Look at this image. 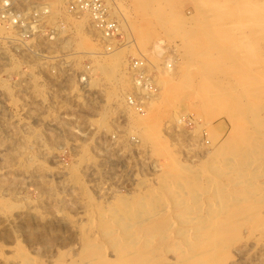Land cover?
Instances as JSON below:
<instances>
[{"label": "rangeland", "instance_id": "374dc122", "mask_svg": "<svg viewBox=\"0 0 264 264\" xmlns=\"http://www.w3.org/2000/svg\"><path fill=\"white\" fill-rule=\"evenodd\" d=\"M103 1L0 25V264H264V0Z\"/></svg>", "mask_w": 264, "mask_h": 264}, {"label": "built area", "instance_id": "2783aa9c", "mask_svg": "<svg viewBox=\"0 0 264 264\" xmlns=\"http://www.w3.org/2000/svg\"><path fill=\"white\" fill-rule=\"evenodd\" d=\"M66 8L74 15H89L92 25L100 32L105 41H112L118 35L119 25L111 16L109 8L103 0H66ZM37 9L41 8L38 6ZM23 12L24 10L19 7L17 0H0V25L6 28H17L21 37L26 36L29 33L27 27L32 26L36 19L34 21L26 20ZM34 17L36 18L37 15L34 14ZM109 46L110 44H108Z\"/></svg>", "mask_w": 264, "mask_h": 264}, {"label": "bare ground", "instance_id": "6f19581e", "mask_svg": "<svg viewBox=\"0 0 264 264\" xmlns=\"http://www.w3.org/2000/svg\"><path fill=\"white\" fill-rule=\"evenodd\" d=\"M23 2V1H22ZM35 3V2H34ZM25 4V3H24ZM19 5V4H18ZM69 12V11H68ZM32 13V12H31ZM26 15H28V14H26ZM77 16V15H76ZM119 24V23H118ZM79 25H81V24H79ZM42 26V25H41ZM44 26V25H43ZM78 26V25H77ZM92 26V25H91ZM2 27V26H1ZM0 27V28H1ZM40 27V26H39ZM10 28V27H9ZM37 28V27H36ZM92 28H93V26H92ZM2 29H3V27H2ZM8 29V28H7ZM94 29V28H93ZM120 29V28H119ZM41 30V29H40ZM2 31V30H1ZM17 31H18V29H17ZM3 32V31H2ZM2 32H0V33H2ZM7 32V31H6ZM15 33V32H14ZM79 33V32H78ZM17 34V33H16ZM41 34V33H40ZM79 35V34H78ZM7 36V35H6ZM16 36V35H15ZM15 36L12 34V35H9V36H7L8 38H7V40H8V42H10L9 40H15V39H17V38H15ZM101 36V35H100ZM29 37V36H28ZM4 38V37H3ZM6 38V37H5ZM4 38V39H5ZM60 39V38H59ZM101 39H102V36H101ZM19 40H21L20 38H19ZM18 40V41H19ZM37 40V39H36ZM58 40V39H57ZM6 41V40H5ZM41 41V40H40ZM104 41V40H103ZM109 42L111 41V40H108ZM218 41V40H217ZM4 42V41H3ZM7 42V41H6ZM5 42V43H6ZM7 42V43H8ZM1 43V42H0ZM107 43V42H106ZM24 44V43H23ZM34 43H32V45H33ZM109 44V43H108ZM107 44V45H108ZM104 46V45H103ZM106 46V45H105ZM104 46V47H105ZM36 47V46H35ZM111 45H110V47L108 48H106V49H108L110 52H106V55H107V57L108 56H110L111 57V59H110V61H111V63H108V64H111V65H109V67H110V69H109V67L107 66L106 68L107 69H109V70H105L106 72H105V76L106 77H109L111 74H113L114 72H112L113 71V69H114V67L117 65V63H116V59L117 58H115L114 57V53H116V51H113L112 49H111ZM155 47H159V45L157 44ZM17 48V47H16ZM21 49V48H20ZM29 49V48H28ZM27 49V50H28ZM90 49V48H89ZM91 50V49H90ZM34 51V50H33ZM86 52V51H85ZM93 52V51H92ZM97 52V51H96ZM35 53V52H34ZM98 53H100V52H98ZM191 54V53H190ZM2 55V54H1ZM99 55V54H98ZM103 55V54H102ZM20 56H22V55H20ZM4 57V56H3ZM10 57V56H9ZM13 57V56H12ZM25 57V56H24ZM27 57V56H26ZM5 58H6V56H5ZM50 58V57H49ZM95 58H96V56H95ZM22 59V58H21ZM2 60V58L0 57V61ZM4 60H6V59H4ZM19 60V59H18ZM26 60V59H25ZM33 60V59H32ZM66 60V59H65ZM96 60V59H95ZM3 63H5V62H3ZM7 63V62H6ZM19 63V62H18ZM24 63V62H23ZM32 65V64H31ZM103 65V64H102ZM100 66V65H99ZM53 67V66H52ZM97 67V66H96ZM113 67V68H112ZM56 68V67H55ZM94 68V67H93ZM98 68V67H97ZM102 68V67H101ZM100 69V68H99ZM91 70V69H90ZM98 70V69H97ZM92 71V70H91ZM101 71V70H100ZM114 71H115V69H114ZM94 72V71H93ZM2 73V72H1ZM84 73V72H83ZM90 73H92V72H90ZM85 74V73H84ZM87 74V73H86ZM88 75V74H87ZM91 75V74H90ZM107 75H109V76H107ZM71 78V77H70ZM89 78V77H88ZM137 78V77H136ZM84 79H86V78H84ZM112 79H113V77H112ZM131 79H132V77H131ZM134 79V78H133ZM80 80H82L81 78H80ZM90 80V79H89ZM88 80V81H89ZM94 80V79H93ZM135 80V79H134ZM148 80H150V79H148ZM2 81V80H1ZM69 81V80H68ZM78 81H79V79H78ZM86 81V80H85ZM139 81V80H138ZM83 82V81H82ZM143 82V81H142ZM148 82V81H147ZM90 82H88V84H89ZM134 84H136L135 82H134ZM144 84H146V83H144ZM143 84V85H144ZM82 85V84H81ZM80 85V86H81ZM87 85V84H86ZM85 84H84V86H86ZM135 86V85H134ZM139 86V85H138ZM138 86H137V88H138ZM145 86V85H144ZM69 87V86H68ZM8 88V87H7ZM9 89V88H8ZM136 89V88H135ZM145 89V88H144ZM139 91V90H138ZM135 97V96H134ZM130 98V97H129ZM137 98V97H136ZM129 100V99H128ZM132 100V99H131ZM137 100H140V99H137ZM127 102V101H126ZM131 102V101H130ZM136 102V101H135ZM137 103V102H136ZM142 104V103H141ZM128 105V104H127ZM133 107L135 106L134 104L132 105ZM144 106V105H143ZM130 107V106H129ZM141 109V108H140ZM142 110V109H141ZM142 112H144V110L142 111ZM139 117V116H138ZM79 120V119H78ZM142 121V120H141ZM151 121V120H150ZM143 123H145V122H143ZM151 124V123H150ZM145 125V124H144ZM143 126V125H142ZM148 127V126H147ZM148 129V128H147ZM146 130V129H145ZM150 130V129H149ZM260 147V146H259ZM254 149V148H253ZM207 153H209V152H207ZM211 153H214L213 152V150H212V152ZM225 159V158H224ZM243 161V160H242ZM215 162V161H214ZM224 167V166H223ZM211 168V167H210ZM239 181V180H238ZM178 189H179V186H178ZM218 194V193H217ZM120 198H121V196H120ZM198 201V200H197ZM176 202V201H175ZM124 205V204H123ZM194 208V207H193ZM128 211H129V209H128ZM130 212V211H129ZM110 215V214H109ZM120 218V217H119ZM124 218V217H123ZM142 218V217H141ZM121 219H122V217H121ZM178 220V219H177ZM118 221V220H117ZM121 221V220H120ZM183 221V220H182ZM197 221V220H196ZM175 222H177V221H175ZM185 222V221H184ZM115 223V222H114ZM123 224V223H122ZM185 224V223H184ZM138 226V225H137ZM122 227V226H121ZM121 227H120V229L119 230H121ZM126 228V227H125ZM124 227H123V229H125ZM131 228V227H130ZM127 229V228H126ZM128 230V229H127ZM183 233H184V231H183ZM165 235V234H164ZM180 235V234H179ZM101 236V235H100ZM183 242V241H182ZM147 243V242H146ZM146 245V244H145ZM176 246V245H175ZM145 247V246H144ZM81 260V259H80ZM23 262V261H22ZM140 263V262H139ZM31 264V263H30Z\"/></svg>", "mask_w": 264, "mask_h": 264}]
</instances>
